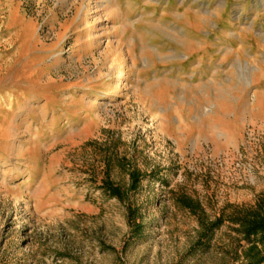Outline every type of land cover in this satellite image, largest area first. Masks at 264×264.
Segmentation results:
<instances>
[{"label":"rangeland","instance_id":"1","mask_svg":"<svg viewBox=\"0 0 264 264\" xmlns=\"http://www.w3.org/2000/svg\"><path fill=\"white\" fill-rule=\"evenodd\" d=\"M262 195L264 0H0V264H240Z\"/></svg>","mask_w":264,"mask_h":264},{"label":"trees","instance_id":"2","mask_svg":"<svg viewBox=\"0 0 264 264\" xmlns=\"http://www.w3.org/2000/svg\"><path fill=\"white\" fill-rule=\"evenodd\" d=\"M130 185L127 191L135 190L141 180L138 171L133 170L130 173ZM100 189L108 198H117L122 200L123 190L111 183L108 178L101 181ZM176 201L181 206L190 211L193 215L198 214L199 204L186 196H178ZM129 212L132 210L128 207ZM237 225V233L242 240L246 242V248L243 250V260L240 264H263L264 263V195L259 197L254 207L240 208L232 217L223 219L218 217L213 222L202 228V234L199 241H208L214 230L218 229L224 222Z\"/></svg>","mask_w":264,"mask_h":264},{"label":"bare ground","instance_id":"3","mask_svg":"<svg viewBox=\"0 0 264 264\" xmlns=\"http://www.w3.org/2000/svg\"><path fill=\"white\" fill-rule=\"evenodd\" d=\"M121 72H119V74H120ZM251 73H254V70L251 72Z\"/></svg>","mask_w":264,"mask_h":264}]
</instances>
